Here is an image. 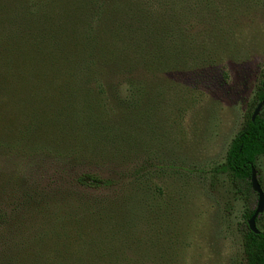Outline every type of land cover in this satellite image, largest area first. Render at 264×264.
Here are the masks:
<instances>
[{
	"label": "rangeland",
	"instance_id": "rangeland-1",
	"mask_svg": "<svg viewBox=\"0 0 264 264\" xmlns=\"http://www.w3.org/2000/svg\"><path fill=\"white\" fill-rule=\"evenodd\" d=\"M175 1L147 37L136 0H0V264H245L257 196L217 168L264 79V0Z\"/></svg>",
	"mask_w": 264,
	"mask_h": 264
},
{
	"label": "trees",
	"instance_id": "trees-1",
	"mask_svg": "<svg viewBox=\"0 0 264 264\" xmlns=\"http://www.w3.org/2000/svg\"><path fill=\"white\" fill-rule=\"evenodd\" d=\"M171 1L173 0H136L134 7L129 10L132 17L131 20L135 24L133 25V32L143 30L148 37L149 33L145 28L149 21L159 23V27L162 29L159 15L164 14L167 18L175 16L174 11H172ZM174 2L176 4L175 0ZM210 4L209 0H196V6H192V9H195L201 17H209L207 14H209ZM97 9V6L93 4L92 16L97 15ZM147 42H149L148 39L145 43ZM149 44H152V41ZM152 45L156 47L154 43ZM149 63H151L149 65L153 67L152 69H156L154 62L149 61ZM261 101H264L262 86L257 90L255 106ZM262 109H264V104ZM252 111L246 114L241 129L234 135L228 145L223 164L217 168L218 171L226 173L234 181H245L248 191H251L249 189L251 187V171L252 169L256 171L257 159L260 156H264V114L260 111L252 120ZM76 182L89 190L108 188L114 183L112 179L101 177L93 172L80 174L77 176ZM253 212L254 209L246 210L243 213V221L241 222L245 264H264V231L259 229V233L256 234L247 225V220Z\"/></svg>",
	"mask_w": 264,
	"mask_h": 264
},
{
	"label": "water",
	"instance_id": "water-1",
	"mask_svg": "<svg viewBox=\"0 0 264 264\" xmlns=\"http://www.w3.org/2000/svg\"><path fill=\"white\" fill-rule=\"evenodd\" d=\"M261 86L264 90V79L262 81ZM263 104H264V101H261L257 103V105L254 107L252 114H251L252 120H254V118L260 113L263 107ZM250 182H251V189L257 196V206L254 209L253 214L247 220V225L252 232L257 234L259 233V229L256 226V218L264 209V192L260 186V183L257 180L255 169H252L251 171Z\"/></svg>",
	"mask_w": 264,
	"mask_h": 264
}]
</instances>
